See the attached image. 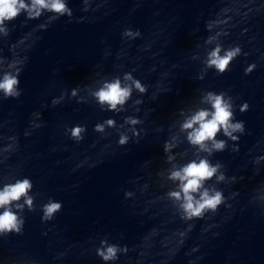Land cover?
Masks as SVG:
<instances>
[{"label":"clouds","instance_id":"1","mask_svg":"<svg viewBox=\"0 0 264 264\" xmlns=\"http://www.w3.org/2000/svg\"><path fill=\"white\" fill-rule=\"evenodd\" d=\"M84 8L87 10L89 0H83ZM47 13V22L38 25L40 30H45L51 22L61 16L72 17V9L68 5V0H0V35L9 34V24L21 14L28 20L39 19ZM139 29L133 30L125 28L121 37L126 40H134L140 37ZM219 34L207 37L204 40L206 45H211L206 52L204 65L206 69H213L217 74H223L230 66V63L241 54L239 45L224 47L218 40ZM246 55V53H245ZM26 57H20L13 60H7L0 57V96L4 99H17L22 94L20 85V73L23 70V64ZM254 63L248 64L244 69V74L248 75L255 69ZM203 78L202 76L200 77ZM131 81V83H126ZM133 89L140 93L146 91L145 86L137 79L133 78L131 73H125L123 78L114 77L111 80H105L92 92L95 102L101 106V110L112 113H119L124 110L132 96ZM78 92L75 88L68 93L69 98H75ZM65 99V94L61 93L59 97H54L51 104L57 105ZM83 102L77 99V103ZM140 103V101H136ZM201 103L207 107L196 109L190 115L186 116L180 123V131L184 133V138L188 145L196 150V158L188 160L186 163L173 167L167 173V179L174 183V187L166 193L167 198L173 202L182 218L192 220L202 218L206 213H215L222 204L230 207L226 203L228 198L224 192L209 185V181L215 184L223 183L225 180L235 182L237 177H226L222 171L223 165L219 162L213 163L208 158L214 152L224 151L228 146L227 141L234 142L232 151H238V142L240 136L245 132L243 120L235 118V111L243 113L248 110L247 101L236 105L232 96L224 91L208 90L201 97ZM34 119L32 128H40L42 125L38 121L41 119V113L34 112L31 114ZM124 123L132 127V135H138L135 125L141 121L135 116L124 117ZM117 126L114 118H107L97 122L93 126V131L104 133L107 128ZM65 134L69 139L79 143L84 139L87 127L83 124H74L71 127H65ZM218 133L226 139H218ZM30 135V132H25ZM129 137L119 134L116 143L123 146L128 143ZM175 145L169 141L164 142L163 150L166 154L167 161L171 162L174 155H167ZM264 161V156H259L253 161L258 165ZM33 184L28 177H18L12 182L0 184V236L23 233L25 217L24 211L31 212L34 210V196L32 195ZM233 196L236 193L232 194ZM125 198H130L133 193L126 191ZM255 199L264 201V190H258ZM62 203L58 200L49 198L46 203L40 206L41 222H48L61 210ZM128 251L126 246L110 242L107 238L99 241L96 247V255L103 261V264H115L119 254Z\"/></svg>","mask_w":264,"mask_h":264}]
</instances>
